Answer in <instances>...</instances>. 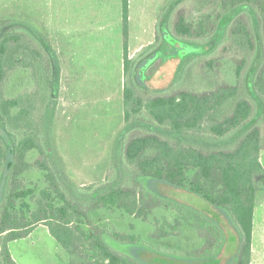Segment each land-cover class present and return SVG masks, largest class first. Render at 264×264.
<instances>
[{
	"label": "trees",
	"instance_id": "16d2710c",
	"mask_svg": "<svg viewBox=\"0 0 264 264\" xmlns=\"http://www.w3.org/2000/svg\"><path fill=\"white\" fill-rule=\"evenodd\" d=\"M123 1L127 22L129 0ZM219 1L222 12L215 17V11L205 14L197 25L184 15L178 17L176 33L169 32L168 56L149 75L145 76L149 66L136 64L125 50V76L136 85L140 75L143 87L151 91L171 87L180 69L196 60L187 46L192 41L181 37H205L201 43L205 54L214 53L219 38L233 40L246 48L242 57L229 59L224 81L203 92L184 90L144 100L127 80L125 134L114 150V171L106 182L80 188L67 179L51 138L47 140L50 133L46 134L56 113L59 58L27 25L5 28L0 35V264H17L9 242L26 237L40 223L67 249L70 264H141V256L147 258L151 252L143 249L135 254L136 260L109 245V239L135 247L144 242L111 222V216L118 211L146 221L158 215L154 198L168 206L161 217L171 216L173 209L184 218L194 212L204 218L202 223L208 222L206 217L217 223L227 218L242 238L237 264H249L256 197L264 191V0ZM219 60L207 62L208 73L221 68ZM139 125L148 134L127 142L129 131ZM32 152L39 157L28 158ZM133 169L140 191L122 185L126 172ZM34 170L42 172L39 181L45 185L33 181L34 186L26 188L25 174ZM178 191L202 197L207 207L195 208L170 197ZM167 202L182 205L177 209Z\"/></svg>",
	"mask_w": 264,
	"mask_h": 264
},
{
	"label": "rangeland",
	"instance_id": "374dc122",
	"mask_svg": "<svg viewBox=\"0 0 264 264\" xmlns=\"http://www.w3.org/2000/svg\"><path fill=\"white\" fill-rule=\"evenodd\" d=\"M217 3L221 2L131 0L128 21L125 22L123 0H0V35L10 25H27L54 49L59 58L60 70L56 67V75L59 76V87L55 95L56 113L46 134L50 133L47 140L51 138L66 177L74 188L106 182L109 173L114 171V150L124 137L126 121L121 128V114L112 101V90L123 75L121 64L125 58V50L136 64L149 66L145 76L149 75L163 60L157 56L163 55L166 58L170 50L168 39H172V36L166 32L167 26L176 33L175 23L180 15L196 25L209 12L215 11V17L222 12ZM242 17L247 21L246 14H242ZM252 21L257 30L255 18ZM5 22L8 24L5 25ZM181 38L192 41L187 46H191L196 60L185 70L180 69L172 86L163 91L152 92L144 88L140 75L136 79V85L130 81V75L125 77L138 96L147 100L174 95L184 90H210L215 83L224 81L223 69L227 66V61L242 57L246 50L240 43L222 40L221 37L216 42L214 53L205 54V50H202L205 44L201 45L205 42V37ZM213 57L220 58L221 68L217 67L214 73H208L207 62ZM260 61L259 56L255 65L258 66ZM75 74L79 76L82 89L75 100L70 101L73 96L69 93V76ZM251 100L254 102V99ZM147 134L145 127L139 125L129 131L125 140L129 142L135 136ZM261 154L264 157V149ZM36 157H39L38 153L33 152L28 156L30 159ZM25 175L26 179L23 181H26V188L34 186L35 181L41 186L45 185L42 179L39 181L42 178L41 171L34 170ZM126 175L128 177L123 180V187L140 191L135 177L137 171L133 169L126 172ZM143 181L147 183V178ZM172 196L192 207H207L205 199L190 192H171L170 197ZM171 198L168 200L172 201ZM151 200H157V204L163 203L162 198ZM2 205L0 200V218ZM100 215H95L94 220L98 221ZM111 222L121 225L129 234L149 228L142 219L133 220L122 216L118 211L111 216ZM193 223L192 219L186 222L187 226ZM31 233L9 242L10 252L17 264H70L69 252L58 243L44 224H38ZM112 243L113 246L131 251L130 247L121 246L129 243L116 240H112Z\"/></svg>",
	"mask_w": 264,
	"mask_h": 264
},
{
	"label": "crops",
	"instance_id": "0c3cea01",
	"mask_svg": "<svg viewBox=\"0 0 264 264\" xmlns=\"http://www.w3.org/2000/svg\"><path fill=\"white\" fill-rule=\"evenodd\" d=\"M130 1L128 9L130 10ZM124 7V6H123ZM172 30L167 26L166 32ZM170 35V34H169ZM172 51V50H171ZM169 52V50H168ZM163 55L157 56L162 58L159 68L164 63ZM168 56V54H167ZM156 57V58H157ZM130 58V57H129ZM159 60V59H158ZM124 63V60H123ZM121 64L122 73L120 82L116 84V88L112 90L115 102V108L121 114L120 127L123 128L125 123V63ZM137 77H135V80ZM70 84L69 93L73 96L70 101L75 100L78 92L82 89L79 83V76H69ZM151 91V90H150ZM152 92H157L153 90ZM261 160L264 163V157L261 154ZM167 204H170L167 202ZM206 204V203H205ZM155 208L157 214H162L161 210H168L166 203L158 204ZM162 205V206H161ZM171 207L180 208L182 204L174 202ZM184 205V204H183ZM196 208V207H195ZM202 208V207H199ZM170 211L171 216L167 217H150L143 223L148 225L147 230L136 231L144 242L138 247L133 244H122L123 247H130L131 251L113 246L112 240H108L109 245L117 252L136 259L135 254H142L143 249L149 253L144 260H139L141 264H237L240 259L242 248V238L239 232L233 231V227L229 226L227 218H220L217 223L216 218L206 217L207 223H202L200 216L193 212L188 218H184L179 212ZM204 217V216H203ZM193 220L191 226H187L186 222ZM181 220V221H180ZM42 226V225H41ZM46 226V225H44ZM47 227V226H46ZM48 228V227H47ZM49 231V229H48ZM126 231V229L124 230ZM32 234V233H31ZM146 234V235H145ZM59 243V242H58ZM148 249V251H147ZM138 260V259H136ZM249 264H264V191H259L256 197V204L253 215V230L251 238V255Z\"/></svg>",
	"mask_w": 264,
	"mask_h": 264
}]
</instances>
